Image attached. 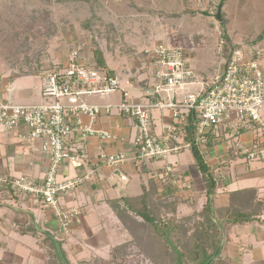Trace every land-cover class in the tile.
<instances>
[{
	"label": "rangeland",
	"instance_id": "1",
	"mask_svg": "<svg viewBox=\"0 0 264 264\" xmlns=\"http://www.w3.org/2000/svg\"><path fill=\"white\" fill-rule=\"evenodd\" d=\"M219 3L220 0H0V80L38 91L47 68L63 63L74 50L84 52L94 62L99 51L105 67L117 71L120 77L132 72L147 73L145 50L161 40L183 46L203 77L219 73L235 49L246 50L264 68V0H227L221 11ZM222 40L226 42L223 46ZM42 99L37 93L25 101ZM229 125L228 132L235 134L240 124L232 120ZM235 138L224 136L215 142L234 152ZM209 149L203 148L202 152ZM186 152L191 154V150ZM163 210L157 205L153 212L160 231L135 218L127 221L133 234H118L102 240L100 246L92 242L99 247L86 252L77 250L78 240H70L66 252L59 238L51 240L55 244L50 253L56 256L45 253L42 264H177L176 252L160 235L169 230L177 248L184 251V264L201 261L202 253H192L196 244L203 245L207 255L214 252L211 242L216 231L206 230L210 227L208 221L199 225L200 214L181 210L167 222ZM74 236L77 235L69 237ZM222 243V252L218 255L217 250L212 264H237L228 251V234Z\"/></svg>",
	"mask_w": 264,
	"mask_h": 264
},
{
	"label": "built area",
	"instance_id": "2",
	"mask_svg": "<svg viewBox=\"0 0 264 264\" xmlns=\"http://www.w3.org/2000/svg\"><path fill=\"white\" fill-rule=\"evenodd\" d=\"M225 43L221 41L222 46ZM145 55L150 81L138 97L130 95L119 76L97 66L96 61L80 50L72 51L63 63L47 68L42 79L41 101H17L12 83L0 80V134L19 132L25 127L23 140L41 141V150L49 156L48 170L43 177L0 173V191H7L10 198L31 196L36 203L49 206L64 235L70 236L79 210L63 205L62 196L91 176L59 178L61 166L78 158V151L68 147L69 138L75 131L85 137L115 138L93 122L100 116L115 113L135 120L134 158L146 168L191 148L192 143L185 138L190 123L194 125L195 143L202 151L210 136L217 140L236 136V150L246 160L264 163V68L259 59L246 50L235 49L219 73L203 77L183 46L161 40L147 48ZM118 92L121 100L117 103L90 100ZM155 110L167 112L170 117L162 133L154 126ZM84 116L91 122L85 123ZM232 120L240 124L235 134L228 132ZM243 130L253 133L251 143L240 139ZM100 160L117 166L128 160V154L101 153ZM164 169L165 176L169 175L174 165L168 162Z\"/></svg>",
	"mask_w": 264,
	"mask_h": 264
},
{
	"label": "crops",
	"instance_id": "3",
	"mask_svg": "<svg viewBox=\"0 0 264 264\" xmlns=\"http://www.w3.org/2000/svg\"><path fill=\"white\" fill-rule=\"evenodd\" d=\"M119 78L122 86L135 97L141 96L150 81L148 72L140 71ZM11 86L17 101L28 102L25 100L35 98L37 93L40 96L41 87L36 91L35 87L24 89L16 83ZM90 100L117 103L121 94L95 96ZM153 116L156 131L164 132L170 121L168 113L155 110ZM83 120L91 122L87 116ZM93 122L97 128L108 130L115 138L85 137L75 131L69 138L68 147L78 151V158L66 161L59 171L60 179L82 174L91 176L81 186L62 196L63 205L79 210L71 233L77 236L70 239L64 235L49 206L36 203L31 196L10 198L7 191L2 190L0 264H42L45 253L50 257L56 256L50 251L58 238L64 252L70 240H78L79 244L75 247L86 252L89 248H98L102 240L117 237L118 234H133L127 221L137 218L145 222L134 209L144 205L141 198L145 187L149 191L146 201L151 212L156 211L157 205L161 206L167 222L181 210L199 214L204 208L207 201L206 179L192 152L190 155L186 152L190 149L146 168L134 158L137 125L133 118L115 113L100 116ZM25 132V127H22L19 132L0 134V173L43 177L48 170L49 156L41 150V141L31 143L23 140ZM253 137V133L246 130L240 134V139L247 144L252 142ZM209 148L204 158L216 180L214 208L221 216L219 221L225 228L224 234H228V251L237 264H264V163L246 160L241 151L226 150L227 147L218 141ZM119 152L128 154V160L121 165L110 166L100 160L101 153ZM168 162L174 165V171L165 176L164 166ZM220 164L225 166L219 167ZM229 211L251 214L252 219L243 222L228 220ZM95 241L99 246L92 243Z\"/></svg>",
	"mask_w": 264,
	"mask_h": 264
},
{
	"label": "trees",
	"instance_id": "4",
	"mask_svg": "<svg viewBox=\"0 0 264 264\" xmlns=\"http://www.w3.org/2000/svg\"><path fill=\"white\" fill-rule=\"evenodd\" d=\"M227 0H220L219 3V11H221V6H223V4L226 2ZM96 61L98 64H100L101 66L106 65V63L104 62V60L101 59V54L99 51H96ZM112 73L115 74L114 71H112ZM193 122V121H192ZM185 138L187 141L191 142V152L192 155L194 156L197 166L200 169V171L205 175V179L207 180V185H206V195H207V201L204 205V208L202 209V211H200V215L202 217V222H199V225H203L205 221H208V224L210 227H207L206 230L209 232V229H215L216 232H214L213 234H215L212 237V242H211V246L214 247V252L211 255H207L206 249L203 247V245H198L196 244V248H193L194 251H192L193 254L197 255L202 253V259L200 262H198L199 264H207V262L213 258V256L215 255V253L218 251V255H220V253L222 252L223 249V239L225 238L226 234H224V230L225 228L223 227V224H221L218 221V215L216 214L215 211V206H214V193H215V189H216V180L214 175L211 172V169L209 167V165L207 164V162L205 161L204 158V153L202 152V150L196 145L195 143V137H194V125L193 123H190V125L187 127L186 129V135ZM216 140L213 139V137L210 136L209 142L207 144V148L212 147L214 145H216L217 142H215ZM153 184L151 185L152 188ZM148 190L146 189V187L144 188V195L141 198L143 200V204L142 208H135L134 210L138 215H140L146 223L152 225L153 227H155L156 230L160 231V226H159V221L157 220L156 216L153 214V212H151L148 203L146 201L147 195H148ZM133 207V206H132ZM133 209V208H132ZM227 218L228 220H233V221H249L252 219V215L251 214H246L244 212H231L229 211L227 213ZM159 222V223H158ZM165 225V223H164ZM169 225V223H168ZM171 228L172 227L171 225ZM204 229V227H202ZM209 228V229H208ZM199 232V231H198ZM204 232V230H203ZM204 234V233H202ZM209 234V233H207ZM159 235V234H158ZM165 238V241L169 244V246H172V250L174 252H176L177 254V264H184L183 263V252L184 251H180L175 242L174 239L171 238L170 236V230L169 232H167V234H160ZM197 239H201L200 237H197ZM209 239V237H208ZM207 242V239H206ZM222 245V247L220 246ZM220 247V249H218ZM200 251V252H199ZM190 253V252H189ZM64 256V255H63ZM212 264V263H211Z\"/></svg>",
	"mask_w": 264,
	"mask_h": 264
},
{
	"label": "water",
	"instance_id": "5",
	"mask_svg": "<svg viewBox=\"0 0 264 264\" xmlns=\"http://www.w3.org/2000/svg\"><path fill=\"white\" fill-rule=\"evenodd\" d=\"M219 251V250H218ZM218 253V252H217ZM217 255V254H216ZM63 256V255H62ZM214 258V257H213ZM213 258H211L208 262H207V264H211L212 263V260H213Z\"/></svg>",
	"mask_w": 264,
	"mask_h": 264
}]
</instances>
